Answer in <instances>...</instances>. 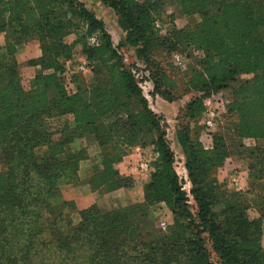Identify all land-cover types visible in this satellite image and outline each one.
I'll return each instance as SVG.
<instances>
[{
    "label": "trees",
    "instance_id": "16d2710c",
    "mask_svg": "<svg viewBox=\"0 0 264 264\" xmlns=\"http://www.w3.org/2000/svg\"><path fill=\"white\" fill-rule=\"evenodd\" d=\"M99 1L124 34L117 47L132 48L149 71L152 96L180 98L154 58L157 49L198 53L183 83L184 95L197 96L175 130L194 209L174 168L164 118L149 107L137 69L125 65L104 23L79 0H0V264H212L206 238L223 264H264V0H173L184 17L200 20L164 34L154 29L157 0ZM94 34L99 41L90 46ZM29 42L40 56L26 62L37 67L26 89L15 55ZM77 46L94 79L86 86L74 76L68 93L64 73ZM221 92L236 119L234 140L216 134L205 148L199 133L206 130L197 123L205 101ZM65 115L72 125L47 129V120ZM87 137L98 150L87 180L95 203L77 211L61 190L78 181L85 159L83 148L70 145ZM147 144L155 157L143 201L104 207V195L134 185L115 166ZM232 158L247 165V192L210 180ZM157 204L171 213L172 225L145 239L142 227Z\"/></svg>",
    "mask_w": 264,
    "mask_h": 264
},
{
    "label": "rangeland",
    "instance_id": "374dc122",
    "mask_svg": "<svg viewBox=\"0 0 264 264\" xmlns=\"http://www.w3.org/2000/svg\"><path fill=\"white\" fill-rule=\"evenodd\" d=\"M87 7L88 10H90L97 19L102 21L104 23L105 29L107 33L111 36L112 44L114 47H117L120 42L123 40V32L120 30V28L117 25V17L111 11L110 9L106 8L101 4L99 0H79ZM155 15L158 17L157 20L161 23V28L159 29V32L161 34H164L166 31L171 30L173 28L176 29H183L188 26H192L196 22H198L200 19L198 16H194L191 18H186L182 15L181 11L177 8L176 4L173 0H157V9L155 11ZM122 37L119 41V37L117 34ZM122 32V33H121ZM75 36L71 35L67 37L66 41L68 43H71L74 40ZM1 41V36H0ZM118 42V43H116ZM116 43V44H115ZM120 55L122 56L125 65L134 66V71H136V78L140 81V87L142 88L143 94L147 96V100L149 103V107L157 114L161 115L164 118L165 125H164V131L166 133V139L169 143V147L174 155V168L176 173L178 174L179 178L183 181V190L189 191L191 186L187 179V173L184 168V157L183 154L176 142L175 138V130L177 129V126L183 122L182 114L184 112V108L186 104L194 97L197 96L196 93H190L187 95L183 94V83L185 82L184 74L187 71V68H189L193 62L194 57L198 55V53L193 54L191 51H185L181 52L178 51L176 54H179L183 59V66L177 65L172 58V54L174 53H166V51H161L159 49L156 50L154 53V58L160 62V68L161 71L166 74L170 80H173L176 84V88L172 91V94L175 96H179L180 98L171 102H167L160 98L159 96H152L151 93L148 94L147 91L151 86H149L147 83L150 82L153 88L152 80L149 71H146L140 65L138 61H134L135 54L132 48L123 46L121 48L117 47ZM76 55L72 58L70 62L67 63L65 73L68 80H70L71 83L66 84L65 86L68 93H73L75 91V84L73 82V78L78 77L80 80H83L86 86H91L93 84L94 76L90 72V69H87L85 73H76L75 69L76 66L81 61V52L80 47L75 48ZM24 66H26V62L24 63ZM22 72V71H21ZM25 75V74H24ZM23 75V78L26 79V77ZM26 80H23L24 88H28V85H26ZM226 100H228V94H224ZM236 119H233V117L229 116V114L226 112H221L220 120L217 124V126L211 130V131H202L200 132V139L203 143L205 148H211L212 146V137L213 135L219 134L221 135L226 143H232L234 140L233 137V127L235 125ZM58 124V123H57ZM57 124H53L52 122H46L47 129H55L57 127ZM148 140V139H147ZM84 144V143H82ZM244 144L253 146L255 143L252 141H244ZM85 145V144H84ZM148 145V144H147ZM90 147V145H87ZM81 147L79 145L75 146L76 151L79 150ZM135 149V148H133ZM148 151H146L145 155L146 157H155V154L152 151V148L150 145L145 146V148ZM151 150V151H150ZM152 152V153H151ZM95 156V150H85V159L89 156ZM97 156V155H96ZM153 159V158H152ZM97 162V159L95 160ZM95 162L93 164H95ZM80 165V164H79ZM182 168L184 169V173L182 171ZM132 178V175L129 176ZM215 178L217 182L225 187L229 188L230 190H240L243 192H247L249 190V184L251 183V177H249V173L247 171V165L245 162H243L242 159L239 158H232L231 160H227L225 162V165L222 169L214 171L211 173L210 180H212L213 183H215ZM233 179H236L237 181L234 182ZM249 193V198H252L254 195L252 193ZM105 206L108 208L107 201L105 200ZM188 205L191 207V209H194V203L192 199H188ZM126 207V206H125ZM251 217H255V212H250ZM72 219L74 221L77 220L76 214H72ZM172 215L169 211L166 210L165 206L162 204H157L152 206L148 210V218L147 221L144 223L142 227V234L145 237V239H151L156 237V235L159 233H166L168 231V227L172 225ZM206 248L209 252V260L212 264H223L218 256L213 252L211 243L207 240H205ZM262 243L264 246V236L262 238Z\"/></svg>",
    "mask_w": 264,
    "mask_h": 264
},
{
    "label": "crops",
    "instance_id": "0c3cea01",
    "mask_svg": "<svg viewBox=\"0 0 264 264\" xmlns=\"http://www.w3.org/2000/svg\"><path fill=\"white\" fill-rule=\"evenodd\" d=\"M115 33L117 34V32ZM117 36L119 37V41H120L122 37H120L118 34ZM39 56H40V50H39V46L37 43L29 42L27 44L21 45L18 48L15 57H16L18 64L21 65V71H22L21 78H22L23 86H24L23 80H26L27 81L26 85L29 86V82L34 77L36 70H37V67H27V66H24V63L29 60L37 59ZM81 59H82V56H81ZM134 61H137L136 58H134ZM23 75L26 77V79L23 78ZM147 84L151 86V88H149L147 91V93L150 94L153 88L150 82H148ZM47 121L50 123L52 122L53 124L58 123L57 127H55L54 129L57 131L60 128H62L65 123H68L70 125L73 124L71 115L60 116V117L49 119ZM57 136L58 135H54L55 138H57ZM87 138L73 142L70 145V147L73 151H76L75 149L76 145H79L81 148H83L84 150L88 152L89 150H95V156L94 155L90 156V153H89V156L87 157V159H84L80 162L79 172H78V177H79L78 181L76 183L65 185L61 190L62 199L64 201H69L73 203L77 211L87 209L95 203L94 195L90 190L87 180L90 178L92 174L91 170H92L93 163L97 159L96 155H98V150H97L93 137H87ZM82 143H84L85 145ZM87 145H90V147ZM146 151L148 150L142 149V148L130 149L128 151L127 156L123 159V161L115 166V168L121 175H124V176L132 175L134 185L131 188L119 189V190H116V191H113L111 193L104 195V198L107 201L109 208L119 209L125 206L141 203L143 201V183L146 180V176L135 174L134 168L136 167L137 162L141 160V158L144 156L143 154H145ZM151 158H154V157L151 156ZM228 160H231V159H228ZM182 171L185 172L183 168H182Z\"/></svg>",
    "mask_w": 264,
    "mask_h": 264
},
{
    "label": "built area",
    "instance_id": "2783aa9c",
    "mask_svg": "<svg viewBox=\"0 0 264 264\" xmlns=\"http://www.w3.org/2000/svg\"><path fill=\"white\" fill-rule=\"evenodd\" d=\"M160 28H161V23L158 20H156L154 22V29L159 30ZM98 41L99 38L96 34L90 36L87 39V43L90 46L97 45ZM172 58L177 65L184 67L183 59L179 54L176 53L173 54ZM139 66L143 68V65L140 64ZM87 69H88V65L85 59L82 57L80 63L76 66L75 71L76 73H85ZM64 79H66V84L71 83L70 80L67 79L66 74H64ZM224 94H225L224 92H221L220 98L218 100H213L210 98L205 101L206 110L201 116L199 122L197 123L199 126L203 127L204 130L206 131L213 130L217 126L220 120L221 112H226V106L229 103V100H226ZM152 160L153 159L151 157H146L144 155L141 158V160L137 162L136 167L134 168V173L141 176H147L152 171V166H151ZM233 181L236 182L237 180L233 179ZM186 192L188 198L191 199V196L189 195V191Z\"/></svg>",
    "mask_w": 264,
    "mask_h": 264
}]
</instances>
